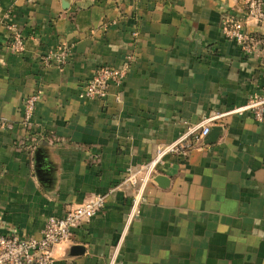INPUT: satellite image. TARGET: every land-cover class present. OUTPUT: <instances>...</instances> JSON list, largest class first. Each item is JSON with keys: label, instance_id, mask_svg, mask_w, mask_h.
I'll list each match as a JSON object with an SVG mask.
<instances>
[{"label": "crops", "instance_id": "obj_1", "mask_svg": "<svg viewBox=\"0 0 264 264\" xmlns=\"http://www.w3.org/2000/svg\"><path fill=\"white\" fill-rule=\"evenodd\" d=\"M244 11L242 0H0V234L39 237L48 216L118 185L55 264H264V120L231 112L264 89L262 48L222 32ZM60 44L67 62L43 64ZM123 64L104 100L79 97L97 68ZM35 91L31 131L22 102ZM214 116L217 139L167 154L166 182L147 185L127 223V170Z\"/></svg>", "mask_w": 264, "mask_h": 264}, {"label": "built area", "instance_id": "obj_2", "mask_svg": "<svg viewBox=\"0 0 264 264\" xmlns=\"http://www.w3.org/2000/svg\"><path fill=\"white\" fill-rule=\"evenodd\" d=\"M245 11L244 19L225 18L222 32L226 38L235 40L243 46V50L252 54L260 45L262 48L261 60L264 64V0H242ZM253 22L258 33H249L246 25ZM10 46L15 52L24 50V38L14 23L8 22ZM70 55V47L60 44L47 49L41 55V62L45 65L62 66ZM132 59L133 56H128ZM128 64L120 67L101 66L93 75L83 82L79 97L84 99L104 100L109 93L110 86L119 87L126 75ZM117 99L119 97L117 96ZM38 93L31 92L22 102V125L33 130L32 121ZM249 111L253 118L261 122L264 120V89L261 93L248 97L245 104L237 106L231 112L242 114ZM217 116L208 118L200 128L191 127L179 138L156 146L152 157L131 169H128L122 183L131 187L130 208L127 214V223L139 214V206L149 183H152L158 174V166L163 163L167 154H183L191 145V138L199 140L207 135L210 124ZM35 138L33 137V140ZM118 188L113 186L105 193H96L82 202L72 205L63 215L48 216L39 237L23 236L18 234H0V264H55L54 250L57 246L67 244L71 240L73 231L83 223L88 222L103 208L107 198Z\"/></svg>", "mask_w": 264, "mask_h": 264}, {"label": "water", "instance_id": "obj_3", "mask_svg": "<svg viewBox=\"0 0 264 264\" xmlns=\"http://www.w3.org/2000/svg\"><path fill=\"white\" fill-rule=\"evenodd\" d=\"M222 127L216 124H213L208 132V134L205 136L206 142L211 143L217 139L219 136V133L221 131ZM154 180L157 182L162 181L163 183L166 182V178L164 176H155Z\"/></svg>", "mask_w": 264, "mask_h": 264}]
</instances>
